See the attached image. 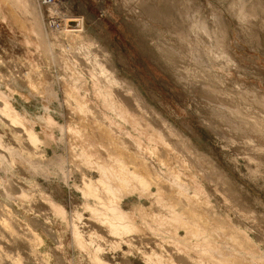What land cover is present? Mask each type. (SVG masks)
Segmentation results:
<instances>
[{
    "label": "rangeland",
    "instance_id": "rangeland-1",
    "mask_svg": "<svg viewBox=\"0 0 264 264\" xmlns=\"http://www.w3.org/2000/svg\"><path fill=\"white\" fill-rule=\"evenodd\" d=\"M25 4L27 12H24L23 8H15L9 0H0V95L8 99L24 115L25 124L31 126L39 134L41 143L36 146L31 145L22 131L18 130L20 128L13 126L9 120L0 115V264H99L92 260V254L90 256L86 254L84 244L82 246L79 239L73 237L70 224L72 226V218L75 219V217L79 221L77 219L78 222L73 221L86 241L90 240L87 236L90 230L97 233L94 237H100V242L98 238L96 240V237H92L95 241L91 242L92 246L88 244V247H91V252V249L96 248L95 242L100 245L101 242H104L105 245L102 244L99 258L101 257V260L109 264H149L147 261V263L144 262L145 259L142 255L144 252L150 251L152 246V250L155 252L160 251L159 254L162 252V264H168L164 254L169 252L173 253L172 255L177 254V257L174 255L175 258H178V255L182 257H179L181 261L184 258L182 263L200 264L198 263L199 256L206 252L205 250L209 251L210 256L203 253L202 255L205 254L204 258L201 256L203 262L208 255L209 259L214 256L212 258L215 261V256L219 259L217 261L225 260L227 263L228 260L227 264H231L229 263L231 258H233L232 264L235 261V264H244L245 261V264L247 262L250 264L249 260L252 261L251 264H264V126H262L264 125V0H55L51 3H47L45 0H26ZM34 14H38L36 18ZM70 18L80 21V34L76 31L73 32L75 35L77 33L78 36L81 35L80 41H77V35L68 36V34L62 33L63 27L68 28L69 24H66V21ZM32 21L39 22L37 30L42 32L41 35L37 36L34 33V31L36 32L34 28L37 25H33ZM68 30L72 32L75 29L70 27ZM70 38L75 43L71 42ZM86 39L88 42H85ZM39 40L40 43H38ZM43 41L46 42L47 47L50 46L48 51L45 48H40L41 44L44 47ZM78 42L79 44H77ZM89 42L92 46L89 45ZM71 43L73 45H70ZM81 44H85V46L82 45L83 48L86 47L85 50ZM70 47L71 49H69ZM75 47L78 49L76 50ZM73 49L77 52L74 53ZM99 49L102 51L98 52ZM78 50L79 55L77 54ZM102 52L103 54H101ZM87 53L88 55H86ZM96 54L99 58H96ZM80 55L87 56L88 62L85 61L84 56L82 59ZM94 59L102 65L100 68L105 67L101 69L103 72L100 71L102 78L105 75L104 72L111 71L112 73H110L115 76L118 82L121 81L133 88L146 110V120L149 119L154 128L160 129L167 145L170 144V150L169 146L166 148L163 145L162 148V144L159 145L158 150H160L154 152L157 156L149 154V157L148 153L142 154L145 158L149 157L146 160L151 163V168H154L155 171L160 168L165 173L171 167L173 172L177 170L176 172L180 173L178 178L176 177L179 179L177 183V179L172 182L173 177L169 174L167 181H165L166 177H162L159 184V187L167 191L162 192L163 190L160 189L163 194L160 193L161 196L165 197L170 194L165 198L166 202L169 203L171 199L172 203L177 201L180 207L176 203L175 208L183 211L185 216L184 219L182 218L183 222L176 220L177 223L174 220L167 223V220L163 219L166 224H169V228L168 225H163L161 217L158 220L162 221L160 226L156 224L158 221L152 224L155 219H158V217L155 218V214L162 213L161 209H164L163 206L156 205L157 202L153 203L155 198L152 200L146 197L147 194L142 196L138 191L130 193L126 190L124 193L121 192L124 189L120 191L119 205L129 213L131 219L133 218L130 221L135 226V230L129 236L134 239L128 245L119 243L117 246L118 243H116L115 246L114 241L110 240H117V238L107 235L105 229L102 226H97L92 217V220L89 219L90 212L83 208L86 199L79 191L83 175L92 178H97L99 175V172L93 167L90 169V166L80 165V161L76 160L78 158L82 160L80 157V154L83 153L81 152L82 148L83 151L85 148L88 149V154H95L93 158L95 160L98 158L100 162L109 156L107 154L111 153L109 152L111 149L112 152L121 154L122 158L125 156L126 159V155H128V158L136 159V156L132 154L136 150L125 134L128 132L134 136L136 133L129 123L120 122L111 109H105L107 105L105 101L101 100L97 86L110 88L109 86L104 87V84L110 85V81L108 84L110 77L104 81V84L105 77L103 80L98 79L100 74L97 71L100 68L97 67L100 65L96 64L97 66H95ZM76 60L81 61L78 63ZM73 61L74 67L72 68V64L69 63H73ZM84 66L87 72L90 69L88 72L90 74L93 70L95 73L92 72L93 78L90 74L87 75ZM81 67L83 69L80 70ZM77 74L81 75L80 79L83 78L82 82L79 81ZM72 75L74 78L75 75L77 76L76 80H73ZM90 78H92L91 81ZM93 79L98 82H93ZM31 81L41 87L39 89L43 94L30 84ZM74 81H77L76 85L73 84ZM66 84L68 85L66 86ZM67 87H69L67 90L72 87L78 89L76 94L78 96L75 97L78 99H76V103L79 101L85 103L93 117L88 115L89 112H84L82 109L81 111L78 106H76L78 109L73 108L76 105L73 102L76 92L72 89L69 91H72L73 94L69 93L74 95L73 99L71 101L68 98L69 101L65 105ZM95 90L98 94H95ZM85 94H87V98ZM82 95H84L83 99H81ZM71 108L76 109L75 112L78 110L83 112L84 115L87 113V116L82 115L83 113L81 114L79 111L74 114L73 109L72 114ZM47 114H50L54 119V123L51 125L45 120ZM105 114L107 115L106 119L109 117L107 120L110 125L104 119ZM130 121L134 123L135 119H130ZM68 122L75 123L77 127L80 126V129L82 126H84L83 128L86 126L84 129L86 133H83L82 129L80 132L83 135L81 133L77 136L74 134L76 139L72 133H67L68 137H66V131H63L61 127L66 128L65 124L67 125ZM96 122L100 125L99 129L96 127V125L98 126ZM113 122L116 124V128ZM258 124L262 128L255 127ZM118 125L120 126L117 130ZM101 128H103L102 131ZM119 128L123 130L121 131ZM124 131L125 133H121ZM88 133L94 138L91 140L93 143L90 141V135L89 138L87 137ZM115 134L119 137H116ZM114 137L121 138L120 141L125 140L128 146L131 145L135 151L120 146L121 143L118 145L119 139ZM68 138L69 140H66ZM70 139L73 140L77 149L72 148L75 152L74 155H80L76 156L78 158L74 157L73 153H70L73 156L71 157L70 151L67 150L68 142L73 143ZM115 139L117 145L114 143ZM87 140L91 143H88ZM107 140H109L108 143ZM77 142L81 143L82 148ZM142 142L143 145H148L146 139H142ZM99 143L102 144V148ZM89 144L92 145L90 149L88 148ZM71 145L74 147L73 144ZM96 145L101 149L99 150ZM95 147L99 150L98 154H96L98 150L95 151ZM104 147L107 148V153H105L106 148ZM173 150H177V155ZM101 151L104 158L100 155ZM166 155H169V160ZM158 156L160 157L158 158ZM177 156L181 157L180 160L183 161L182 163L179 162L180 160L178 161L181 166L177 165ZM162 157L165 160H162ZM70 158H72L71 163L69 162ZM73 158L77 161L74 160L75 166L72 164ZM166 160L168 163H165ZM159 161H162L161 164H165V167L161 166ZM185 161L186 165H183ZM78 162L79 164H77ZM187 163L192 164L189 166ZM166 164L169 165L166 166ZM75 167H78L79 170ZM166 167L169 168L166 170ZM183 174L186 175V178ZM164 178L165 180H163ZM169 178L172 180L170 181ZM181 179L183 181H180ZM167 182L170 183V186L173 183L175 186L179 184L177 186L182 190L177 189V186L176 190L173 189L174 187H170ZM191 182L192 184H190ZM197 183L199 187H202L199 188ZM162 185H167L169 188H164ZM159 187L153 184L149 185L150 190L153 191ZM193 194L196 195L193 197L191 196ZM180 199L184 202H181ZM196 200L199 205L195 204ZM191 201H194V206ZM88 202L96 203L92 199H89ZM189 202L192 204V208ZM206 202L209 203V207L204 210L203 204ZM180 203H187V205ZM200 203H202L201 209ZM183 206L190 207V209H184ZM132 207L138 209L139 212L138 210L136 212ZM208 208L213 209V214L218 216L221 222L217 218L215 223L213 218L216 217L211 215V210ZM58 210L63 213L64 218L58 216L60 215L57 214ZM73 210L79 212L82 217L78 218L71 214ZM191 210L195 214L200 213L196 214L198 217H194ZM201 211L207 212L204 214ZM150 212L155 213L153 219V214ZM139 215L140 217L143 215L140 218L142 220L139 219ZM183 215L180 217H184ZM190 216H193V219H189ZM143 220L158 226L156 229H162L161 231H165V234L160 230L157 231L158 233L156 230L153 232L152 226L147 227L148 224L146 225ZM184 220L186 223L182 224L185 222ZM189 220L191 222L196 220L193 223L194 225L197 223L195 226L190 223L193 231L187 227L190 226ZM203 221L206 227L201 226ZM217 223L219 227L216 229ZM186 224L187 226L184 227ZM162 225L163 228L165 227L164 229ZM181 225L183 226L181 227ZM221 226L225 229H222ZM194 227H197L199 231ZM170 230H175L176 236H173L174 234ZM200 230H204L203 233ZM191 231L194 232L193 235L198 234L193 237L192 234L188 236ZM230 231H233L235 236ZM133 234H136V237ZM35 236L37 237L35 238ZM147 237L150 238L147 239ZM158 237L165 238V240H161V242ZM202 237L208 244L199 241L203 240ZM168 238L169 240H167ZM232 238L236 240L233 241ZM170 239L180 242L179 245ZM134 240L136 241L134 242ZM192 241L194 243L199 241L198 249L195 248L197 245L194 248L191 245L187 247L186 243L194 244ZM147 242L152 243L151 246ZM172 243L173 247L170 245ZM235 243L240 244V247ZM139 244L144 249H140ZM200 244H206L207 248L202 245L200 249ZM174 247L177 251L180 248V253L176 249L174 250ZM191 247L194 251L196 249V252L191 250ZM202 247H204V251H201ZM186 249L189 251L188 253ZM221 252H225L222 255L224 258L220 256ZM236 252L242 256L235 254ZM185 253L188 255L187 258L184 257L187 256ZM198 253L200 254L197 255ZM234 254L239 257L236 256V258ZM194 257H199V259L196 260L197 258ZM189 258L193 262H190ZM180 259H178V264H182ZM209 259L207 257L206 261L209 262ZM213 261H211L212 264L217 263V261L216 263ZM222 262L220 263H225ZM153 264H158V262L155 261Z\"/></svg>",
    "mask_w": 264,
    "mask_h": 264
},
{
    "label": "bare ground",
    "instance_id": "bare-ground-1",
    "mask_svg": "<svg viewBox=\"0 0 264 264\" xmlns=\"http://www.w3.org/2000/svg\"><path fill=\"white\" fill-rule=\"evenodd\" d=\"M10 1V3H12V6H14L15 8L17 7V8H19V9H21V8H23V10H24V12L26 11L27 12V10L25 9L26 8V0H9ZM28 8V7H27ZM18 9V10H19ZM31 9V8H30ZM17 10V9H16ZM21 11V10H20ZM29 11V10H28ZM32 11V10H31ZM22 12V11H21ZM33 12V11H32ZM31 12V13H32ZM29 13V12H28ZM35 15V14H34ZM38 14H36L35 15V18H36V16H37ZM40 16V15H39ZM40 19V18H39ZM37 20V19H36ZM69 21V22H68ZM33 22V25H37L36 26V28H34V29H36V32L34 31V33H36V35L38 36V35H41L42 34V32L40 31V30H37V27H38V23H37V21L35 22V21H32ZM69 24L68 25V28H73V29H75L74 31H70V30H68V28L67 27H63L62 28V33L65 35V34H68V36H70V35H75L73 32H78L79 34H80V21L78 20V19H69V20H67L66 21V24ZM66 24H65V26H66ZM35 27V26H34ZM40 28H41V26H39ZM42 30V29H41ZM46 32V31H45ZM77 33V34H78ZM76 34V35H77ZM78 34V35H79ZM75 35V36H76ZM77 35V37L76 38H78L77 39V41L79 40V39H81L80 38V36H78ZM62 35H61V33H60V37H61ZM66 37V36H65ZM72 38V37H71ZM70 38V41L74 38V36H73V38L71 39ZM86 38H89V37H86ZM37 39H38V37H37ZM44 39V38H43ZM64 39V38H63ZM41 40V39H40ZM40 40H39V42L38 43H40ZM65 40V39H64ZM74 40H76V39H74ZM88 39H86V41L85 42H88L87 41ZM38 41V40H37ZM70 41H68L69 43H70ZM80 41V40H79ZM90 41V40H89ZM93 41V40H92ZM65 42V41H64ZM67 42V41H66ZM71 42H73V43H75L73 40L71 41ZM91 42V41H90ZM89 42V45H91V43ZM94 42V41H93ZM42 43V42H41ZM43 43H44V47H42V44H41V46H40V48H45V50H47L48 51V49H49V45H48V47H47V45H46V42H44L43 41ZM47 43H48V41H47ZM60 43V42H59ZM83 43V42H82ZM95 43V42H94ZM93 43V44H94ZM77 44H79V42L77 43ZM86 44H88V43H86ZM38 45H40V44H38ZM70 45H73L72 43L70 44ZM83 44H81V46H82ZM74 46H76L75 44H74ZM73 46V47H74ZM81 46H79V47H81ZM83 46H85V44L83 45ZM83 46H82V48H83ZM92 46V45H91ZM72 47V48H73ZM99 47H101L100 45H99ZM81 48V49H82ZM85 49H86V47H84ZM83 48V49H84ZM90 48V47H89ZM88 48V49H89ZM96 48V47H95ZM69 49H71V47L69 48ZM68 49V50H69ZM75 49L77 50L78 48H76L75 47ZM80 49V48H79ZM84 49V50H85ZM87 49V50H88ZM102 49V48H101ZM74 50V49H73ZM72 50V51H73ZM84 50H83V52H84ZM97 50V49H96ZM75 51V50H74ZM99 51H102V50H98V52ZM104 51V50H103ZM77 51H75L74 53H76ZM82 51H80V53H81ZM82 52V53H83ZM87 52V51H86ZM85 53V52H84ZM89 53V52H88ZM88 53L86 54V55H88ZM97 53V52H96ZM105 53V52H104ZM78 55H79V50H78V53H77ZM92 54V53H91ZM94 54V53H93ZM92 54V55H93ZM98 54V53H97ZM97 54H96V58H99V57H97ZM101 54H103V52L101 53ZM75 55V54H74ZM85 55V54H84ZM83 55V56H84ZM95 55V54H94ZM80 56H82V55H80ZM83 56H82V59H83ZM103 56V55H102ZM107 56V55H106ZM88 57H90V56H88ZM92 57V56H91ZM101 57V56H100ZM66 58H68V57H66ZM84 58H85V61H87L88 59H87V56L85 57L84 56ZM95 58V59H96ZM102 58H104V57H102ZM101 58V59H102ZM87 59V60H86ZM90 59V58H89ZM94 59V60H95ZM107 59H108V57H107ZM67 60V59H66ZM74 60V59H73ZM91 60V59H90ZM89 60V61H90ZM94 60H92V61H94ZM72 61V60H71ZM77 61V60H76ZM81 61V60H80ZM79 61V62H80ZM96 61V60H95ZM94 61V62H95ZM68 62V61H67ZM78 62V61H77ZM78 62V63H79ZM88 62V61H87ZM99 62V61H98ZM107 63H108V60L106 61ZM78 63H76L77 65H78ZM99 63H101V62H99ZM103 63V62H102ZM66 64H68V63H66ZM69 64H72V68L74 67V61H73V63L72 62H70ZM75 64V65H76ZM90 64H92V63H90ZM96 64H98L97 63V61H96V63H94V65L95 66H97ZM98 65H100V64H98ZM83 66V65H82ZM88 66H89V64H88ZM95 66H93V67H95ZM102 65H100L99 67H97L98 69L101 67ZM90 67L92 68V66L90 65ZM67 68V67H66ZM96 68V67H95ZM103 68H105V67H103ZM103 68H100L98 71H97V73L98 74H100V78H98L99 80L101 79V80H103V78L104 79H106V80H103V84H104V81H107L108 79H109V77H110V80H108V84H109V81H110V85H105L104 84V87L105 86H109L110 88H101V87H98L97 86V88H99V89H97L98 90V92L100 93L99 94V96H101V100L102 101H105V104L107 105V106H109V107H105V109L106 108H109V109H111L112 110V112H114V114L116 115V117L119 119V121L120 122H126V123H129V125L131 126V128H133V130H134V132L136 133L134 136H132L130 133H128L127 131V133H125V131L124 132H121V133H125L126 135H127V138L130 140V142H131V144H133V148L136 150H134L133 148H131L132 146L130 145V147L128 146V144L126 143V141L124 140V141H120V139H119V143H118V141H117V143H118V145L121 143V145L120 146H125L126 148H131V150H134L135 151V153L133 152L132 154L133 155H135L136 156V159H138V160H136L134 157V159L135 160H132V159H130V158H128V155H126V159H125V156H123V158H122V156H121V154L119 155V154H117V153H115V151L114 152H112L111 150H110V146H111V144L109 145V149L108 150H110L109 152H111L110 154H107V155H109V156H106L105 158H104V156L102 155L103 153H102V151H101V154L100 155H102V157L104 158L101 162H100V160L97 158L96 160H95V158H93V157H95V154H91V153H89L88 154V149H84V151H83V148L81 147L82 145H81V143L79 144L78 142V144H79V146H80V148H82V151L81 150H79V151H81V152H83V153H81L80 155L78 154V155H74L75 154V152L72 150V148H74L75 150H77L75 147L76 146H74L75 144H74V142H73V140H74V138L76 139V137L74 136V134H76V136L77 135H79V133H81L80 132V130L82 131V129L84 130L85 128H86V126H85V128H83L84 126H82V128L80 129L79 127L81 126V120L84 118H82L81 120H80V126H78L77 127V125L74 123H67V125L65 124V126H66V128L65 127H61V129L63 128V131H66V134L68 133V134H71L72 133V135L74 136V138H73V140L72 139H70V140H72V142L73 143H71V141H66V142H68L67 144L69 145L68 146V149L67 150H69L70 152H69V154L71 153H73L72 155H74V157H76V156H80L81 158H82V160L81 159H79L78 157H76V158H78V159H76L77 161H80V165L82 164L83 166H90L89 168L91 169V167H93L94 169H96L97 170V172H99L98 174V177L97 178H92V177H90V176H87V175H81L82 177V181H80V182H82V185L79 187V191H80V193H82L83 194V197L86 199V202H84L83 204H84V207L83 208H85L87 211H89L90 212V218L89 219H91L92 220V218L94 219L93 221H94V223H97V226L99 225V226H102L104 229H105V231L107 232V235H109V236H113V237H116L117 238V240H114V239H112V240H110V241H114L113 243H115V246H116V243H118L117 244V246L119 245V243H127L126 245H128V244H130L131 243V241H132V239H134V238H131V237H129L130 235H132L131 233H133V231L135 230V226H134V224L130 221V215H129V213L125 210V209H123L120 205H119V200H120V198L121 197H119V194H121V192H126V191H129V193L130 192H139L140 193V195H142V196H145L146 194L148 195H146V197H149L150 199H152V198H155L153 201V203H156V205L158 204V205H160L159 207H164V209H161V210H163V211H161L162 213H158V214H153V213H151V214H153V216H152V219H153V217L155 216V218L156 217H158V219L156 220H154L153 222H152V224H154V222L156 221H158V220H160L159 218L161 217L162 218V220L163 219H165V221L167 222V223H169L170 221L172 222V220H174L175 221V223H177V221L179 222L180 220H181V222H183V220H182V218L184 219L185 218V216L183 215V211H179V209H177V208H175V204L177 203V201L176 200H174V201H176V202H174V203H172L171 201H173L172 199H171V201H169V203H171V204H169V203H167L166 202V197L169 195L170 196V194H168L167 196L165 195V197H162L161 196V194H162V192H164L165 190L163 189V188H161V187H159L160 185V181H162V177H166V180H165V178L163 179V180H165V181H167V177L168 176H170V175H172V177H173V181L172 182H174L175 181V179H177L178 178V175L180 174V173H178V172H176L177 170L176 169H174V170H176L175 172H173L172 171V169H171V167L169 168V167H166V170H167V168H169V171L167 172V174H166V172L164 173L163 172V170L162 169H157V171H155V169L153 170L152 168H151V163H149V161H147L146 160V158L149 156L150 157V155H152V154H154L155 155V153H156V150H158V146L160 145L161 146V144H162V148L164 147L163 145H165L166 146V148H167V146H169L170 144H168L167 145V142H166V139L164 138V134L161 132V130L160 129H156V128H154L152 125H151V123L149 122V119H148V121L146 120L147 119V117H145V115H147L146 114V110H144V108H143V105L141 104V102H140V100H139V98H138V96L135 94V92L133 91V88L132 87H130V86H128V85H126V84H123L121 81L120 82H118V80L115 78V76L113 75V74H111L110 72L108 73V72H104V77L102 78L101 77V73H100V71H102L103 72V70H101V69H103ZM107 68V67H106ZM109 68V67H108ZM112 68V67H111ZM80 70L81 69H83V67H81V68H79ZM84 69L86 70V67L84 66ZM93 69V68H92ZM91 69V70H92ZM67 70H69V69H67ZM66 70V71H67ZM90 70V69H89ZM89 70H88V72H89ZM109 70V69H108ZM74 71H75V69H74ZM95 71V72H96ZM104 71H106V70H104ZM71 72H72V69H71ZM76 72H78L77 70H76ZM82 72H83V70H82ZM86 72H87V70H86ZM87 72V73H88ZM92 72H93V70L91 71V74L90 73H86L87 75H89L90 74V76L93 78V76H92ZM85 73V72H84ZM94 73V72H93ZM96 73V74H97ZM106 73H108V74H106ZM73 74V73H72ZM95 74V73H94ZM77 75H79L78 76V78L80 79V74H77ZM70 78H72L73 77V75H72V77L71 76H69ZM77 76L75 75V78H76ZM83 77V76H82ZM97 77H98V75H97ZM74 77H73V80H76ZM92 78H90V81H91V79ZM95 79H96V77H95ZM82 80H83V78H81L79 81H81L82 82ZM78 81V80H77ZM76 81V82H77ZM78 81V82H79ZM96 80H94L93 79V82H95ZM72 82V81H71ZM75 81H74V83L73 84H77ZM96 82H98V81H96ZM100 82H102V81H100ZM66 83H68V82H66ZM90 83V82H89ZM88 83V84H89ZM106 83V82H105ZM112 83V84H111ZM30 84L31 85H33V86H35L34 88H36L39 92H41V94H43V92L39 89V88H41L38 84H36V83H34V82H30ZM70 84H72V83H70ZM93 84V83H92ZM68 84H66V86H67ZM74 85V86H75ZM99 85L101 86V84L99 83ZM71 87V86H70ZM96 87V86H95ZM69 87H67L66 88V90L68 89ZM89 88V87H88ZM90 88H91V86H90ZM72 89V91L74 90L76 93H75V96L74 95H72L73 94V92L72 91H69V90H71ZM71 89H69V90H67L66 91V96H65V98H66V100H64V103H65V105H66V103H67V101H69V100H71L72 101V99H73V96H74V99H73V102H74V104L76 103V99L77 98H75V97H77L76 96V94H77V91H78V89L76 90V89H74L73 87L71 88ZM102 89H104V90H102ZM92 90H93V88H92ZM69 92H71V93H69ZM85 92H86V89H85ZM87 92H88V90H87ZM95 94H98V92L95 90ZM84 93V92H83ZM103 93V94H102ZM80 94V93H79ZM83 96L84 95H82V97H81V99H83ZM87 96V94H85V97ZM94 96V95H93ZM10 97V96H9ZM95 97V96H94ZM97 97V96H96ZM64 98V99H65ZM69 98V100H67ZM79 98V97H78ZM87 98V97H86ZM86 98H85V100H86ZM103 98V99H102ZM78 100V99H77ZM80 100V99H79ZM83 101V100H82ZM87 101H89V100H87ZM222 101V100H221ZM83 102H85V101H83ZM79 103V104H78ZM78 103H76V105L73 107V108H77L76 106H78V107H80L79 109L81 110H84V112H89V107L88 106H86V104L85 103H82V102H78ZM88 104V103H87ZM101 104V103H100ZM104 104V103H103ZM104 104V105H105ZM224 104V103H223ZM102 105V104H101ZM135 105V106H134ZM68 107L70 106L69 104L67 105ZM133 106H134V108H133ZM103 107V106H102ZM73 108H71V110L73 109ZM68 109V108H67ZM78 109V108H77ZM108 109V110H109ZM70 110V111H71ZM74 110V109H73ZM73 110H72V114H73ZM76 110V109H75ZM75 110H74V112H75ZM81 110V111H82ZM92 110V109H91ZM110 110V111H111ZM79 111V110H78ZM77 111V112H78ZM77 112H75L74 114H77ZM80 112V111H79ZM100 112H102V111H100ZM81 113V112H80ZM83 113V112H82ZM81 113V114H82ZM232 113V112H231ZM80 114V115H81ZM86 115H84V113L82 114V115H84V116H87V113H85ZM90 114V116H92L93 117V115L89 112L88 113V115ZM94 114V113H93ZM0 115L1 116H3L4 118H6L7 120H9L11 123H12V125L13 126H15V127H18V128H20V129H18V130H21L22 131V133L26 136V139L28 140V142L31 144V145H34V146H36V145H38L39 143H41V139H40V137L38 136L39 134H37V132L31 127V126H27L26 124H25V119H24V115H22L17 109H16V107L10 102V101H8V99H5L3 96H1L0 95ZM45 115V114H44ZM95 115V114H94ZM106 115V114H105ZM109 115V114H108ZM103 116H104V114H103ZM224 116V115H223ZM75 117H76V115H75ZM78 118H79V116H77ZM82 117V116H81ZM106 117H107V115L105 116V118L104 119H106ZM28 118V117H27ZM91 118V117H90ZM109 118V117H108ZM107 118V119H108ZM242 118V117H241ZM80 119V118H79ZM86 119V118H85ZM106 119V121L107 122H109L108 120ZM130 119H135V121H134V123H132L131 121H130ZM41 120V119H40ZM45 120L47 121V123L49 124V125H51L52 123H54L53 121H54V119L50 116V114H47V118H45ZM69 120H70V118H69ZM87 120H88V118H87ZM91 120H92V118H91ZM102 120V119H101ZM42 121V120H41ZM84 121V120H83ZM97 121H98V119H97ZM105 121V122H106ZM114 121V120H113ZM87 122V121H86ZM104 122V121H103ZM97 123V122H96ZM95 123V124H96ZM111 123H112V121H111ZM115 123H116V121H115ZM87 124V123H86ZM98 124V126L96 125V127H98V129H99V123H97ZM113 124H114V122H113ZM117 124V123H116ZM116 124H114V126H115V128H116ZM255 124V123H254ZM262 124V123H261ZM64 125V124H63ZM62 125V126H63ZM76 125V126H75ZM82 125H84V124H82ZM103 125V124H102ZM102 125H101V127H102ZM108 125H110V122H109V124ZM107 124H106V126L109 128V126H108ZM112 125V124H111ZM167 125V124H166ZM169 125V124H168ZM258 125H259V127H258ZM257 126H255V127H257V128H260L261 126H260V124H258ZM104 126V125H103ZM113 126V127H114ZM120 125H118L117 126V130H118V127H119ZM262 126H264V125H262ZM64 128H65V130H64ZM105 128V127H104ZM262 128V127H261ZM107 129V128H106ZM112 129V128H111ZM110 129V131H112ZM120 129V128H119ZM255 129V128H254ZM88 130V129H87ZM101 131L103 130V128H101L100 129ZM108 130V129H107ZM121 131L123 130V129H120ZM262 130V129H261ZM62 131V132H63ZM86 130H84L83 131V133L85 132ZM97 131V130H96ZM105 132V131H104ZM117 132H119V131H117ZM83 133H81L82 135H83ZM86 133V132H85ZM90 133V132H89ZM88 133V135H87V137L91 134H89ZM113 133V132H112ZM115 133V132H114ZM113 133V134H114ZM68 134H67V136L66 137H68ZM80 134V136H82ZM118 134V133H117ZM72 135H70V137H72ZM116 135V134H115ZM119 135V134H118ZM122 135H124V134H122ZM121 135V136H122ZM126 135H124L125 137H126ZM80 136H78L79 138H81ZM120 136V137H121ZM89 137H91V135L89 136ZM88 137V138H89ZM104 137V136H103ZM112 137V136H111ZM116 137H119V136H117L116 135ZM116 137H114V138H116ZM124 137V138H125ZM145 137V138H144ZM43 138V137H42ZM87 138V139H88ZM92 139H94V138H92L91 137V139H90V141L92 140ZM112 139V138H111ZM117 139V138H116ZM116 139H115V141H114V143L116 142ZM117 139V140H118ZM142 139H146V141L148 142V145H143L142 143ZM66 140H69V138L68 139H66ZM80 140V139H79ZM110 140V139H109ZM109 140H107L106 142L108 143V141ZM113 140V139H112ZM111 140V141H112ZM122 140V139H121ZM249 140L251 141V138H249ZM248 140V141H249ZM76 141V140H75ZM82 141V140H81ZM88 141V140H87ZM90 141H88V143L90 142ZM110 141V142H111ZM249 141V142H250ZM92 142V141H91ZM90 142V143H91ZM73 144V146L74 147H72V145L71 144ZM86 143V142H85ZM93 143V142H92ZM104 143V142H103ZM107 143H106V145H107ZM113 143V144H114ZM157 143V144H156ZM96 144V143H95ZM99 144H101V143H99ZM99 144H97L98 146H99ZM116 144V143H115ZM115 144H114V146H115ZM123 144V145H122ZM250 144H252V143H250ZM254 144V143H253ZM86 145V144H85ZM96 145V146H97ZM117 145V144H116ZM78 146V145H77ZM90 146H92L91 144H89L88 145V148L90 149ZM94 146V145H93ZM97 146V148L99 149V147ZM102 146V144L100 145V147ZM104 146V145H103ZM254 146V145H253ZM87 147V146H86ZM124 147V148H125ZM145 147H148V148H146L145 149ZM172 147V146H171ZM256 147V146H255ZM79 148V149H80ZM102 148V147H101ZM100 148V149H101ZM104 148H106V147H104ZM170 148V146L168 147V149ZM257 149H258V147H256ZM255 148V149H256ZM259 148H261V147H259ZM93 149V148H92ZM98 149H96V147H95V151L96 150H98ZM99 149V150H100ZM148 149V150H147ZM172 149H174L173 147H172ZM263 149V148H262ZM87 150V151H86ZM99 150H98V152L96 153V154H98L99 153ZM105 150V149H104ZM160 150V149H159ZM158 150V151H159ZM170 150V149H169ZM261 150V149H260ZM89 151H91V150H89ZM94 151V150H93ZM126 151V150H125ZM124 151V152H125ZM168 151V150H167ZM174 151V153L176 154V152H177V150L175 151V150H173ZM263 151V150H262ZM127 152V151H126ZM129 152V151H128ZM136 152H137V154H136ZM155 152V153H154ZM170 152H172V151H170ZM105 153H107V148H106V150H105ZM104 153V154H105ZM119 153V152H118ZM144 153H148L147 155V157L145 158L143 155H144ZM173 153V152H172ZM174 153H173V155H174ZM178 153V152H177ZM71 154H70V156H71ZM123 154V153H122ZM129 155H131L130 153H128ZM143 154V155H142ZM150 154V155H149ZM159 154H161V153H159ZM167 154V153H166ZM165 155V154H164ZM177 155V154H176ZM175 155V156H176ZM179 155V154H178ZM97 156V155H96ZM155 156H157V155H155ZM163 156V155H162ZM169 155H166V157H168ZM71 157H73V156H71ZM98 157H100V156H98ZM148 157V158H149ZM160 156H158V158H159ZM101 158V157H100ZM128 158V159H127ZM163 159L162 160H165V158L164 157H162ZM169 158L170 157H168V160H169ZM177 158L178 159H176L177 160V165H180V163L178 164V161L181 159V157H179V156H177ZM71 159L72 158H70V163H71ZM102 159V158H101ZM156 159V158H155ZM74 160H75V158H73V165L77 162L76 160V162H74ZM159 160H161V159H159ZM174 160V159H173ZM81 161H83V162H81ZM152 161V160H151ZM158 162V161H157ZM156 162V163H157ZM164 162V161H163ZM167 162V160L165 161V163ZM174 162H176L175 160H174ZM179 162H183L182 160H180ZM159 163H160V165L161 166H164L163 164H161L162 163V161H159ZM168 163V162H167ZM77 164H79V162L77 163ZM85 164V165H84ZM170 164H171V162H170ZM186 165V161L183 163V165ZM188 164V163H187ZM192 164V163H191ZM190 164V165H191ZM154 165H155V163H154ZM167 165H169V164H166V166ZM172 165V164H171ZM189 165V164H188ZM189 165V166H190ZM75 166V165H74ZM78 166V165H77ZM181 166V165H180ZM194 166V165H193ZM165 167V166H164ZM192 167V166H191ZM76 169L78 168V167H75ZM173 168V167H172ZM180 168V167H179ZM182 168H183V166H182ZM76 169H74L75 171H76ZM171 169V170H170ZM188 169V168H187ZM78 170H79V168H78ZM77 170V171H78ZM183 172V171H182ZM198 173V172H197ZM67 174V173H66ZM163 174V175H162ZM170 174V175H169ZM185 174H186V172H185ZM168 175V176H167ZM184 175V174H183ZM185 176V178H186V175H184ZM177 177V178H176ZM190 178H191V175H190ZM184 179V178H183ZM192 180H193V178H191ZM195 179V178H194ZM169 180L171 181L172 179H170L169 178ZM168 180V181H169ZM179 179H177L176 180V183H177V181H178ZM165 181H163V182H165ZM169 181V182H170ZM180 181H183L182 179L180 180ZM185 181V183H186V180H184ZM190 181V180H189ZM188 181V182H189ZM171 182V183H172ZM187 182V183H188ZM194 182V181H193ZM117 185H116V184ZM162 183V182H161ZM168 183V182H167ZM175 183V184H176ZM150 184H153V185H155V186H158L159 188L155 191H153V190H150V188H149V185ZM169 184V186H170V183H168ZM167 184V185H168ZM174 184V183H173ZM171 185L170 187H174L173 189H175V187L177 186V185H179V184H177L176 186L175 185ZM180 184H183V182H180ZM189 184V183H188ZM190 184H192V182L190 183ZM196 184V183H195ZM198 184V183H197ZM75 185V184H74ZM166 185V186H167ZM163 186V185H162ZM166 186H163L164 188H169L168 186L166 187ZM182 186V185H181ZM186 186V185H185ZM194 186H197V185H194ZM75 187V186H74ZM198 187H199V184H198ZM198 187H196V189L198 188ZM202 186H200L199 188H201ZM11 188V187H10ZM157 188V187H156ZM182 188V187H181ZM198 188V189H199ZM205 188V187H204ZM78 189V188H77ZM122 189H124V191H121ZM160 189H162L163 191L161 192L160 191ZM171 189V188H170ZM169 189V190H170ZM177 189H180V187H178L177 186ZM184 189V188H183ZM186 189V188H185ZM195 189V190H196ZM126 190V191H125ZM176 190V189H175ZM180 190H182V189H180ZM11 191V190H10ZM121 191V192H120ZM185 191V190H184ZM184 191H183V194H184ZM197 191V190H196ZM202 191V190H201ZM200 191V192H201ZM165 192H167V191H165ZM177 192V191H176ZM180 192V191H179ZM161 193V194H160ZM169 193V192H168ZM182 193V192H181ZM185 193H186V191H185ZM202 193V192H201ZM125 194H127V193H125ZM145 194V195H144ZM167 194V193H166ZM174 194H176V193H174ZM140 195H138L139 197H141ZM163 195V194H162ZM194 195H196V194H193V195H191V196H193L194 197ZM200 195H202V194H200ZM121 196V195H120ZM168 196V197H169ZM175 196V195H174ZM185 196V195H184ZM189 196V195H188ZM203 196V195H202ZM187 197V196H186ZM197 197V196H196ZM175 198V197H174ZM177 198H179V197H177ZM192 198V197H191ZM206 198V197H205ZM89 199H92V200H94V202H96L95 204L93 203V204H90L89 202H88V200ZM182 199V198H181ZM181 199H180V201H181ZM185 199V198H184ZM188 199H190V198H188ZM197 199V198H196ZM151 200V201H152ZM156 200V201H155ZM168 200V199H167ZM193 200V199H192ZM150 201V200H149ZM189 201V200H188ZM187 201V202H188ZM205 201V200H204ZM181 202H184V200H182ZM196 202H197V200H196ZM195 202V204L196 205H199L198 204V202L196 203ZM199 202H200V200H199ZM150 203H152V202H150ZM191 203L193 204L194 203V201L192 202L191 201ZM190 202H189V204H191ZM178 204V203H177ZM180 204H182V203H180ZM187 205V203H183L182 205ZM192 204H191V208H192ZM195 204H193V206L195 205ZM179 205V204H178ZM181 205V206H182ZM206 205V206H205ZM209 205V203L207 204V202H206V204H203V208H205L204 210H207L206 208L207 207H209L208 206ZM139 206V205H138ZM189 206V205H188ZM205 206V207H204ZM139 207H141V206H139ZM179 207H180V205H179ZM184 207V209H190V207H187V206H183ZM185 207H187V208H185ZM196 207V206H195ZM199 207V206H198ZM201 207H202V203H200V209H201ZM134 207H132V209H133ZM182 208V207H181ZM84 209V210H85ZM135 209V208H134ZM142 209H144V208H142ZM141 209V210H142ZM194 209V208H193ZM209 210H211V215L212 216H215L214 214H213V212H212V210L213 209H210V208H208ZM136 210V209H135ZM138 210V209H137ZM137 210H136V212H137ZM203 210V209H202ZM203 210V211H204ZM208 210V211H209ZM145 211V210H144ZM185 211V213H186V210H184ZM193 210H191L190 212H192ZM203 211H201L202 213H204L205 214V212H207V211H205V212H203ZM58 213L57 214H60V215H58V216H62L63 218H64V215H63V213L62 212H59V210L57 211ZM75 211L73 210V212L71 213V214H73V215H75V216H77L78 218H81L82 216H81V214L79 213V212H75ZM130 212H131V210H130ZM138 212H139V210H138ZM147 212V211H146ZM200 212V211H199ZM132 213V212H131ZM188 213H189V210H188ZM194 212H192V214H193ZM139 214V213H138ZM146 214V213H145ZM191 214V215H192ZM196 214H200V213H196ZM195 213L193 214L194 215V217L196 216V217H198V215H196ZM209 214V213H208ZM137 215V214H136ZM143 215H144V213H143ZM143 215H141V217L143 216ZM184 216V217H180V216ZM190 215V214H189ZM202 215V214H201ZM207 215V214H206ZM205 215V216H206ZM146 216V215H145ZM150 216V215H149ZM187 216H188V214H187ZM186 216V217H187ZM92 217V218H91ZM137 217V216H136ZM140 217V215H139V219L141 218ZM193 216H190V218L189 219H191ZM211 217V216H210ZM216 217V216H215ZM147 218L149 219V217H148V215H147ZM200 218H201V216H200ZM200 218H198V220L200 219ZM206 218V217H205ZM217 218H218V216L216 217V218H213V220H217ZM77 218L75 217V219L74 218H72V226H71V224H70V227H72L71 228V230H72V233H73V237H76V238H78L79 239V242L81 243V245L83 246V244H84V246H85V250H86V254H88L89 256L91 255L92 256V258L91 257H88V258H91L93 261H97V263H99V264H103V262H104V260H101L100 258H99V253L101 252V249H102V244L104 243V242H101L102 244L100 245L99 243H97V242H95L96 244H95V247L96 248H94V250L93 249H91L92 250V252L90 251V248L88 247L89 245L88 244H90L91 246H92V244H91V242H94L95 240H93L92 239V237L93 238H95L94 237V235L95 234H97V233H95V231H92V230H88L89 232V235H87L88 236V239H90V240H85V237H83V235L81 234V232L78 230V227H77V225L74 223V221L73 220H76ZM133 219V218H132ZM131 219V220H132ZM152 219L150 218V220L152 221ZM186 219H188V218H186ZM185 219V220H186ZM193 219V218H192ZM219 219V218H218ZM71 220V219H70ZM78 221H79V219H77ZM76 220V221H77ZM140 220H142V219H140ZM169 220V221H168ZM177 220V221H176ZM184 220V221H185ZM196 220H197V218H196ZM196 220H194V221H196ZM212 220V219H211ZM216 220H215V223H216ZM223 220H225V219H223ZM77 221V222H78ZM144 222H146V225L148 224V226L147 227H151V228H153V232H154V230H156V233H158L157 231L158 230H162V229H159L158 228V230L156 229V227H158V226H154V225H151V224H149L146 220H143ZM164 220H163V225H168L167 227L169 228L170 226H169V224H166V222H165ZM174 221H173V223H174ZM190 222L188 223L189 225H190V223L191 224H193L194 223V221L193 222H191V220H189ZM200 221V220H199ZM219 221H220V219H219ZM218 221V222H219ZM180 222V223H181ZM213 222V221H212ZM221 222V221H220ZM151 223V222H150ZM158 223H160V224H158ZM158 223H156L157 225H161V223H162V221L160 222V221H158ZM165 223V224H164ZM174 223V224H175ZM186 223V221L184 222V223H182V224H185ZM155 224V225H156ZM197 224V223H196ZM195 224V225H196ZM198 224H199V222H198ZM203 224H204V221H203ZM201 225V226H204V227H206L205 225L206 224H204V225ZM209 224V223H208ZM224 224H225V226H226V222H224ZM149 225H151V226H149ZM163 225H162V228H163ZM171 225V224H170ZM180 225V224H179ZM194 224H193V226H195ZM200 225V224H199ZM199 225H197V227H199ZM216 225V224H215ZM217 225H218V223H217ZM154 226V227H153ZM175 226H176V224H175ZM177 226H178V224H177ZM183 225H181V227H182ZM187 226V224L186 225H184V227H186ZM223 226V225H222ZM222 226H221V228H222ZM225 226H223V227H225ZM139 227V226H138ZM143 227V226H142ZM167 227H166V229H167ZM183 227V229L185 230V228ZM188 228H191L192 226L190 225V226H187ZM197 227H194V228H196V229H198ZM219 227V225L218 226H216V229ZM227 227V226H226ZM155 228V229H154ZM165 228V227H164ZM163 228V229H164ZM173 229L175 228V227H172ZM177 228V227H176ZM187 228V229H188ZM200 228V227H199ZM201 228H203V227H201ZM209 228H210V226H209ZM93 230H94V228H92ZM165 229V230H166ZM171 229V228H170ZM193 228H191V230H192ZM222 229H225V228H222ZM227 229H228V227H227ZM226 229V230H227ZM231 229V228H230ZM229 229V230H230ZM100 230V229H99ZM137 230V229H136ZM149 230H150V228H149ZM172 230V229H171ZM170 230V231H171ZM176 230V229H175ZM175 230H173V231H171L172 232V234H174L173 236H176V234H175ZM215 230V229H214ZM233 230V229H232ZM169 231V232H170ZM193 231V230H192ZM192 231L191 232H189L188 233V236L190 235V234H192L191 236L193 237L194 235L196 236L198 233H195L194 235H193V233L195 232V229H194V232L192 233ZM198 231H199V229H198ZM200 231H202V230H200ZM204 231V230H203ZM203 231L201 232V233H203ZM206 232H207V230H205ZM97 232V231H96ZM139 232V231H138ZM137 232V233H138ZM163 234H165L164 232L165 231H161ZM167 233H168V229H167V231H166ZM170 232V233H171ZM187 232H188V230H187ZM197 232V231H196ZM228 232V231H227ZM231 232V231H230ZM84 233V232H83ZM135 233V232H134ZM160 233V232H159ZM166 233V234H167ZM169 233V234H170ZM185 233V232H184ZM208 233V232H207ZM232 234H233V231L231 232ZM85 234V233H84ZM230 234V233H229ZM229 234H226V235H229ZM231 234V235H232ZM35 235V234H34ZM86 235V234H85ZM93 235V236H92ZM99 236H101L102 234H98ZM106 235V234H105ZM106 235V236H107ZM134 235V234H133ZM136 235V234H135ZM134 235V236H135ZM140 235V234H139ZM210 235V234H209ZM234 235V234H233ZM143 236V235H142ZM167 236V235H166ZM199 236V235H198ZM235 236V235H234ZM37 236H35V238H36ZM136 237V236H135ZM139 237V236H138ZM141 237V236H140ZM144 237V236H143ZM142 237V238H143ZM153 237H156V236H154L153 235ZM172 237V236H171ZM178 237V236H177ZM201 237V236H200ZM228 237H230V236H228ZM233 237V236H232ZM238 237H240L239 235H238ZM97 238L99 239V242H100V237H96V240H97ZM150 238V237H149ZM148 237H147V239H149ZM159 238V237H158ZM194 238H196V237H194ZM203 238V237H202ZM226 238V237H225ZM231 238V237H230ZM229 238V239H230ZM241 238V237H240ZM103 239V238H102ZM105 239V238H104ZM136 239V238H135ZM139 239V238H138ZM137 239V240H138ZM156 239H157V237H156ZM160 239V241L161 240H165V238L164 239H162V237H160L159 238ZM175 239H177V238H175ZM204 239L205 238H203V240L201 241V240H199L200 242H203L204 241ZM224 239V238H223ZM233 239V241H235L236 239L235 238H232ZM235 239V240H234ZM242 239V238H241ZM151 240V239H150ZM167 240H169V238L167 239ZM166 240V241H167ZM171 240V239H170ZM173 240V242H175L174 241V239H172ZM171 240V241H172ZM188 240V239H187ZM193 240V239H192ZM206 240V239H205ZM247 240V239H246ZM102 241H104V240H102ZM116 241V242H115ZM136 240H134V242H135ZM140 241V240H139ZM144 241V240H143ZM143 241H141V242H143ZM153 241H156V240H153ZM194 241V240H193ZM192 241V242H193ZM199 241H195V243L192 245V244H187L186 243V245H187V247H189L190 245L191 246H193V248H194V246L195 245H197V247H195V248H197L198 249V243H199ZM86 242H88V243H86ZM107 242V241H106ZM133 242V243H134ZM138 242V241H137ZM145 242V241H144ZM162 242V241H161ZM165 242V241H164ZM181 242H182V240H181ZM189 242V241H188ZM108 243V242H107ZM111 243V242H110ZM109 243V244H110ZM113 243H111V244H113ZM148 243V242H147ZM155 243V242H154ZM159 243V242H158ZM169 243H171V242H169ZM175 243H177L178 245H179V243L178 242H175ZM174 243V244H175ZM203 243H207V242H203ZM237 243V242H236ZM235 243V244H236ZM148 244H150V243H148ZM152 244V243H151ZM151 244H150V246H151ZM156 244V243H155ZM160 244H162V243H160ZM165 244H167V243H165ZM164 244V245H165ZM176 244V245H177ZM208 244V243H207ZM211 244V243H210ZM103 245H105V244H103ZM114 245V244H113ZM113 245H112V247H113ZM140 245V244H139ZM154 245V244H153ZM170 245H172V247H173V243L172 244H170ZM189 245V246H188ZM203 244H200V249H201V246H202ZM205 245V246H204ZM203 246L204 247H206V244H204ZM236 245H240V244H236ZM109 246H111V245H109ZM131 246V245H130ZM143 246H144V244H143ZM148 246V245H147ZM159 246V245H158ZM161 246V245H160ZM217 246V245H216ZM132 247V246H131ZM142 246L140 245V249H144V248H141ZM145 247V246H144ZM153 247V246H152ZM152 247H151V249H150V251H148L149 249H145L146 251H148V252H144L143 253V255L142 256H144V262H148L149 264H153L155 261H156V263L158 262V264L160 263V264H162L161 262L163 261V258H162V252H161V254H159V252L160 251H158V253L157 252H155L154 250H152ZM165 247L167 248V246L165 245ZM169 247V246H168ZM175 247H177V246H175ZM174 247V250L176 249ZM204 247H202V249L204 248ZM240 247V246H239ZM250 247V246H249ZM87 248V249H86ZM115 248V247H114ZM119 248V247H118ZM129 248V247H128ZM134 248V247H133ZM147 248V247H146ZM148 248H149V246H148ZM161 248V247H160ZM207 248V247H206ZM252 248V247H251ZM139 249V248H138ZM138 249H136L137 251H138ZM156 249V248H155ZM158 249H159V247H158ZM162 249V248H161ZM164 249V248H163ZM180 248H178V251H177V249H176V251L177 252H179L180 253V250H179ZM188 250H190L189 248H187ZM187 249H186V251H187ZM208 249H209V246H208ZM89 250V251H88ZM113 250V249H112ZM128 250V249H127ZM157 250V249H156ZM168 250V249H167ZM172 250V249H171ZM191 250H193L192 249V247H191ZM103 251V250H102ZM164 251H166V250H164ZM170 251V250H169ZM173 251V250H172ZM176 251H174L175 253H176ZM183 252H184V250H182ZM185 251V252H186ZM194 251V250H193ZM192 251V252H193ZM201 251H204V249L203 250H201ZM206 252H203V253H207L208 255H209V251L207 252V250H205ZM130 252V251H129ZM142 252V251H141ZM183 252H181V254H184ZM189 251H187V253H188ZM191 252V251H190ZM194 252H196V249H195V251ZM199 252H200V250H199ZM128 253V252H127ZM167 253V252H166ZM170 253V254H169ZM169 253H167V254H164V255H166V261H168V264H178V259H180V258H182V257H180L179 255H178V258H175L174 257V255H172L171 254V252H169ZM187 253H185V255H187ZM202 253V254H203ZM211 253V252H210ZM222 253V252H221ZM225 253V252H224ZM224 253H222L220 256H222ZM229 254L231 253V252H228ZM227 253V254H228ZM180 254V255H181ZM192 254V253H191ZM200 253H198L197 255H199ZM201 254V256L204 258V256H205V254L204 255H202ZM227 254H225V255H227ZM235 254H238L237 252L235 253ZM234 254V255H235ZM163 255V256H164ZM197 255H195V256H197ZM208 255H206V259H207V257H208V259H209V256ZM214 255V254H213ZM231 255H233V254H231ZM230 255V256H231ZM238 255H241V254H238ZM238 255H235V257L237 256V257H239ZM176 257H177V254L175 255ZM191 256V255H190ZM189 256V257H190ZM201 256H199L200 257V260H199V262L198 263H200V264H203V263H211L212 264V262L211 261H213L214 260V258H212V257H214V256H211V258L213 259H209L210 261L208 262V261H206V259L204 260V262L203 261H201ZM242 256V255H241ZM180 257V258H179ZM184 257H188V255L187 256H184ZM199 257L197 258V257H194V258H197L196 260H198L199 259ZM223 257V256H222ZM234 257V259H236ZM193 258V257H192ZM215 258H216V261L217 260H219V259H217V257L215 256ZM219 258V257H218ZM224 258V257H223ZM229 258V257H228ZM227 258V259H228ZM242 258V257H241ZM190 259V258H189ZM221 259V258H220ZM226 259V258H225ZM226 259V260H227ZM232 260H233V258H231ZM155 260V261H154ZM183 260H185L184 258H183ZM182 260V261H183ZM188 260V259H187ZM194 260V259H193ZM222 260V259H221ZM231 260V262L229 261V263H233V261ZM237 260H240V259H237ZM243 259H241V261H242ZM180 261H181V259H180ZM182 261H181V263H182ZM192 260L190 259V262H191ZM201 261V262H200ZM215 261V260H214ZM213 261V263H216V261L214 262ZM223 261V260H222ZM222 261H217V263L219 262V264H221L220 262H222ZM240 261V262H241ZM244 261V260H243ZM250 261V264H251V260H249ZM146 262V263H147ZM184 262V261H183ZM193 262V261H192ZM197 262V261H196ZM203 262V263H202ZM223 262H225V260L223 261ZM222 262V263H223ZM236 262V261H235ZM235 262H234V264H235ZM163 263H165V262H163ZM187 262H185V263H182V264H186ZM205 263V264H206ZM216 263V264H217ZM226 263V262H225ZM224 263V264H225ZM227 263H228V260H227ZM226 263V264H227ZM243 263V262H242ZM246 263V261L244 262V264ZM262 263V262H261ZM104 264H109V263H107V262H104ZM180 264V263H179ZM237 264V263H236ZM247 264H248V262H247Z\"/></svg>",
    "mask_w": 264,
    "mask_h": 264
},
{
    "label": "built area",
    "instance_id": "built-area-1",
    "mask_svg": "<svg viewBox=\"0 0 264 264\" xmlns=\"http://www.w3.org/2000/svg\"><path fill=\"white\" fill-rule=\"evenodd\" d=\"M45 1H47V3H51V2H53L55 0H45Z\"/></svg>",
    "mask_w": 264,
    "mask_h": 264
}]
</instances>
